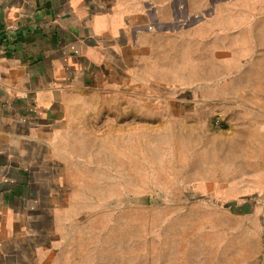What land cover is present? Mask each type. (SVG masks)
I'll return each mask as SVG.
<instances>
[{
    "label": "crops",
    "instance_id": "0c3cea01",
    "mask_svg": "<svg viewBox=\"0 0 264 264\" xmlns=\"http://www.w3.org/2000/svg\"><path fill=\"white\" fill-rule=\"evenodd\" d=\"M245 1L237 0L229 8L244 11ZM187 2L192 11L212 5L211 0ZM180 6L178 0H0L1 264L5 262L1 229L5 220L11 219L12 228L17 221V229L7 233L19 244L17 250L21 243L37 250V234H52L58 199L67 197L77 173L85 170L86 149L94 156L95 139L97 157L88 167L101 169L99 142L102 132H107L103 130L106 123L109 128L126 123L130 135L134 123L141 124L136 128H148V116L111 114L108 109L148 106L147 100H116L111 92L116 85H124L117 83L116 75L128 67L131 52H135L132 60L140 59L141 69L146 66L148 36L178 32L174 27L147 31L153 22L148 11H158V22L169 27L171 12ZM259 69H243L242 75L249 77L220 85L221 95L211 99L203 100L209 93L202 91L197 99L190 92L187 98L171 100L188 110H173L178 113L173 118L165 114L156 119L159 124H178L171 136L173 185L177 188L183 178L182 193L188 198L200 188L206 197L227 202L222 211L228 220L220 230L222 241L219 235H197L196 221H186L181 228L158 227L157 237L145 242L98 245L94 256L108 258L109 264H260L264 199L257 197L264 194V83H260ZM101 88L103 97L89 99ZM234 88L236 94L230 92ZM165 103L159 102L164 107ZM217 118L223 121L221 129L214 127ZM155 140H161L151 143L156 158L148 155V162L159 169L165 163L162 156L170 153L163 137ZM128 161L127 169L132 170V154ZM145 161L142 154L141 163ZM204 215L212 213L194 212L188 218ZM213 231L210 223L207 232ZM22 236H30L33 242H21Z\"/></svg>",
    "mask_w": 264,
    "mask_h": 264
},
{
    "label": "rangeland",
    "instance_id": "374dc122",
    "mask_svg": "<svg viewBox=\"0 0 264 264\" xmlns=\"http://www.w3.org/2000/svg\"><path fill=\"white\" fill-rule=\"evenodd\" d=\"M178 1L181 6L171 12L172 25H161L159 12L148 11L153 22L146 29L160 32L158 30L174 27L178 32L172 33L178 36L169 33L164 37L148 36L145 40L148 46L146 66L141 69L140 59L132 60L135 52H131L132 57L126 59L128 67L116 75L117 83H130L123 85L122 89L118 84L111 92L116 100H147L148 106L108 109L111 114L133 112L148 116V128H136L141 124L134 123L130 135L125 129L128 124L116 123L117 130L114 131L109 129L116 127L110 125L109 128L106 123L107 128L103 130L107 132H102L99 142L101 169L89 170L88 167L92 158L97 157L98 140L95 139L94 156L87 148L85 170L77 173L75 184L68 187L67 197L58 199L52 234H37V250L29 249L23 243L17 250L19 244L7 234L17 229V221H13L12 228L9 226L11 219L5 220L1 228L5 232L4 264H109L108 258L94 256L98 245L107 248L109 244L145 242L157 237L158 227L181 228V222L186 221H196L197 235H219L222 241L220 230L228 221L222 217V211L226 210L227 202L206 197L205 193L201 194L202 189L195 187L188 198L182 193L183 178L177 188L173 185L174 144L171 136L178 124H159L156 119L165 114L173 118L178 114L173 110H188L186 105H174L171 100L187 98L190 92L197 99L202 91H207L204 93L209 95L203 100L211 99L214 94L221 95L220 85L236 84L237 77L239 80L249 77L242 75L248 68H261L263 71L259 69L258 77L260 83H264V0H246V8L241 12L229 8L237 0H211V7L201 11L190 10L187 0ZM150 26L154 29H149ZM192 29L194 31L190 34L188 31ZM121 77L124 81H120ZM133 87L136 88L129 90ZM230 92L237 93L235 88ZM103 94L102 88L95 90L89 99L103 97ZM136 95L139 97L135 98ZM159 102H166L165 107ZM215 121V129L224 127L221 119ZM180 125L183 129L184 124ZM156 137L164 138L166 152L170 153L162 156L165 163H160L159 169L155 163L148 162V155L156 158L151 146V143L161 141L155 140ZM130 154L133 157L132 170L127 169ZM142 154L145 163H141ZM257 199H264V194ZM194 212H211L212 216L204 215L196 220L188 218ZM210 223L213 233L207 232ZM29 237L22 236L21 242H33ZM262 240L264 243V233ZM46 243H50L47 250L44 249ZM260 264H264V258Z\"/></svg>",
    "mask_w": 264,
    "mask_h": 264
},
{
    "label": "trees",
    "instance_id": "16d2710c",
    "mask_svg": "<svg viewBox=\"0 0 264 264\" xmlns=\"http://www.w3.org/2000/svg\"><path fill=\"white\" fill-rule=\"evenodd\" d=\"M3 29H2V27L0 26V36H3Z\"/></svg>",
    "mask_w": 264,
    "mask_h": 264
},
{
    "label": "built area",
    "instance_id": "2783aa9c",
    "mask_svg": "<svg viewBox=\"0 0 264 264\" xmlns=\"http://www.w3.org/2000/svg\"><path fill=\"white\" fill-rule=\"evenodd\" d=\"M149 29H154V27L153 26H150Z\"/></svg>",
    "mask_w": 264,
    "mask_h": 264
}]
</instances>
